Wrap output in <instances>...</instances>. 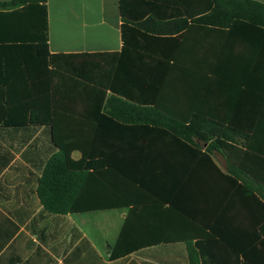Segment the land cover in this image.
I'll return each instance as SVG.
<instances>
[{
  "label": "crops",
  "instance_id": "crops-1",
  "mask_svg": "<svg viewBox=\"0 0 264 264\" xmlns=\"http://www.w3.org/2000/svg\"><path fill=\"white\" fill-rule=\"evenodd\" d=\"M118 2L46 0L47 51L55 56L50 60L14 46L25 38L0 37V264H264L261 207L241 189L250 187L264 203V183L236 162L232 166L221 150L208 151L217 138L234 153L264 158V31L248 22L223 30L189 22L192 27L180 34L160 36L171 45L163 58L185 60V74L202 81L189 83L186 97L171 98L169 105L181 104L203 123L221 125L217 137L193 139L218 172L191 150L182 160L170 149L154 168L164 174L125 179L121 197L114 183L96 186L91 201H118L121 207L50 214L41 206L38 180L60 147L117 137L78 128L100 120L87 117L95 104L80 96L89 89L78 86V54L120 53ZM18 28L16 23L10 30ZM137 93L142 99L144 91ZM120 137L123 156L135 154L131 134ZM143 151L136 154H149ZM80 157L78 150L70 152L71 160ZM261 164L250 166L263 172ZM122 230L127 255L114 250Z\"/></svg>",
  "mask_w": 264,
  "mask_h": 264
},
{
  "label": "trees",
  "instance_id": "trees-1",
  "mask_svg": "<svg viewBox=\"0 0 264 264\" xmlns=\"http://www.w3.org/2000/svg\"><path fill=\"white\" fill-rule=\"evenodd\" d=\"M118 7L123 37L120 53L78 54V86L89 89L81 92L80 96L95 104L87 117L100 119L95 120L94 125L78 124V128L111 133L117 137L109 140L78 139V145L62 146L49 158L38 180L37 195L43 209L50 214L123 206L124 203L118 201H91L99 190L95 189L96 186L114 183L118 188L117 195L121 197V184L125 179L138 181L164 174L156 173L154 168L160 159L167 158L160 156L166 150L177 149L182 160L191 150L194 158L205 160L218 172L208 155L200 153V147L193 139L206 142L217 137L221 125L203 123L196 114H188L181 104L169 105L171 98L179 100L186 97L189 83L200 84L202 81L185 74L188 66L185 60L163 58L169 54L171 45L168 37L160 36L180 34L192 27L191 23L211 30H223L248 22L247 25L264 31V5L251 0H119ZM16 23L19 28L10 30ZM0 25V37L11 40L25 38L20 41L21 45L14 46L33 48L37 56L42 57L40 53H44L49 60L55 57L47 51L46 0L0 2ZM6 42L17 44V41ZM181 46L185 47L184 44ZM139 88L144 91L142 99L137 95ZM176 89L179 92H175ZM107 90L111 93L109 97H106ZM104 101L107 110L103 114ZM123 131L133 137L129 147L135 154L129 157L122 154L123 140L120 136ZM139 149L149 154H136ZM211 149L221 150L232 166L236 162L243 172L264 183V171L259 172L250 166L259 168L264 158L234 153L226 140L217 138L208 151ZM72 150L81 153L78 161L70 159ZM129 166H132L131 170H127ZM241 189L261 207L264 220V203L250 187ZM260 229L264 234V225ZM129 247L122 230L114 250L127 255L131 252Z\"/></svg>",
  "mask_w": 264,
  "mask_h": 264
}]
</instances>
